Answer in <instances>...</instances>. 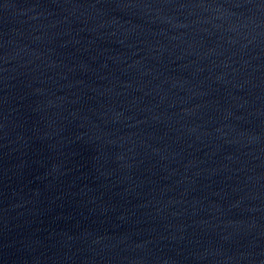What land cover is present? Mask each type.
<instances>
[{
  "label": "water",
  "instance_id": "1",
  "mask_svg": "<svg viewBox=\"0 0 264 264\" xmlns=\"http://www.w3.org/2000/svg\"><path fill=\"white\" fill-rule=\"evenodd\" d=\"M0 264H264V0H0Z\"/></svg>",
  "mask_w": 264,
  "mask_h": 264
}]
</instances>
